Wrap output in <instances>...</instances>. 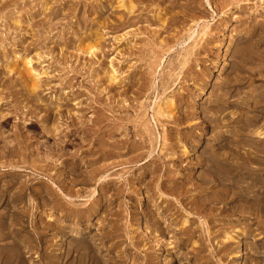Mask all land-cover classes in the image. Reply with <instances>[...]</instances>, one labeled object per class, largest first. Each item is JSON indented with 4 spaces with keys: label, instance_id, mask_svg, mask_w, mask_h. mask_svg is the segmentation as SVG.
<instances>
[{
    "label": "rangeland",
    "instance_id": "374dc122",
    "mask_svg": "<svg viewBox=\"0 0 264 264\" xmlns=\"http://www.w3.org/2000/svg\"><path fill=\"white\" fill-rule=\"evenodd\" d=\"M0 264H264V0H0Z\"/></svg>",
    "mask_w": 264,
    "mask_h": 264
},
{
    "label": "bare ground",
    "instance_id": "6f19581e",
    "mask_svg": "<svg viewBox=\"0 0 264 264\" xmlns=\"http://www.w3.org/2000/svg\"><path fill=\"white\" fill-rule=\"evenodd\" d=\"M210 7V6H209ZM128 10V9H127ZM171 20V19H170ZM26 65H30V62H27ZM34 91H36V87H34ZM87 126V125H86ZM114 143V142H113ZM104 180H106V177L102 178L100 181L101 183L104 182ZM99 181V182H100ZM61 192V191H60Z\"/></svg>",
    "mask_w": 264,
    "mask_h": 264
}]
</instances>
